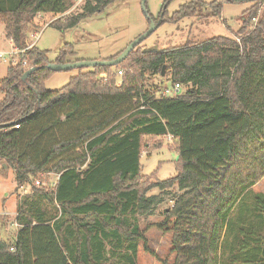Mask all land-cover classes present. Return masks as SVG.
I'll return each mask as SVG.
<instances>
[{"label":"trees","instance_id":"obj_1","mask_svg":"<svg viewBox=\"0 0 264 264\" xmlns=\"http://www.w3.org/2000/svg\"><path fill=\"white\" fill-rule=\"evenodd\" d=\"M70 1L0 0V26L24 51L0 80V162L15 171L16 192L32 188L19 198L14 241L0 240V264H137L147 240L140 217L162 203L147 194L175 187L180 194L159 225L171 227L174 264H264V194L253 190L264 178V15L251 25L258 11L249 9L235 37L155 52L143 42L121 64L81 69L48 91L56 74L48 64L81 60L72 43L54 61L36 45L26 50L27 26L37 34V17L62 16ZM117 1L85 0L82 13L50 26L66 32ZM171 3L157 22L146 3L159 27L221 17L224 4H239L191 0L168 17ZM151 76L180 84L182 93L163 95L169 86L147 83ZM170 135L177 176L143 188L144 139ZM52 174L54 185H36Z\"/></svg>","mask_w":264,"mask_h":264},{"label":"rangeland","instance_id":"obj_2","mask_svg":"<svg viewBox=\"0 0 264 264\" xmlns=\"http://www.w3.org/2000/svg\"><path fill=\"white\" fill-rule=\"evenodd\" d=\"M191 0H172L167 10L168 17L172 16L180 8ZM211 3L216 0H204ZM218 1V0H217ZM165 0H148L147 7L152 18L157 22L161 16ZM85 0H71L70 9L62 16L51 14L40 15L35 20L34 25L42 27L34 35L35 30L32 24L27 26L28 41L35 42L41 50L49 51V58L54 61L59 50L66 43L75 46L76 58L74 60L95 61L108 60L146 32L149 28L151 17L146 16L142 8V0H118L103 13L81 21L78 27L60 32L51 27L52 22L67 19L82 13ZM256 8L258 11L257 21H252L251 25L258 22L264 15V3H226L221 17L186 18L177 24L166 23L160 26L141 45V48L159 51L175 48L185 44L188 40H207L212 37H235L243 27L245 13L249 9ZM37 23V24H36ZM0 52H14L11 40L6 38L4 26H0ZM20 55H16V62ZM8 58V56L6 57ZM10 61V60H9ZM0 59V80H3L8 73L11 61ZM81 70V69H80ZM79 69L56 73L46 83L48 91H57L64 88L71 78L80 74ZM88 70H84L87 72ZM116 70H112L115 74ZM106 75V78L101 77ZM100 79L109 78L108 73L99 75ZM147 83L160 84L162 87L172 85L163 81L160 77H147ZM121 81L118 82L120 85ZM0 94V102L3 100ZM142 148L141 164L143 168V188L148 189L158 181H165L177 176L176 162L178 160L177 142L170 141L167 137H146ZM59 176L52 174L49 177L40 175L38 179L45 186H52ZM16 173L9 168L6 163L0 162V240L13 242L21 228L16 222L18 215L19 198L25 194H30L32 188L26 186L16 192ZM256 193L264 194V178L253 188ZM180 194L178 188L160 190L151 189L148 196H159L162 203L156 205L152 210L140 217V226L146 237L139 244L137 264H174L176 254L173 251V233L169 229L161 228L159 225L166 220L165 211L171 209L173 200Z\"/></svg>","mask_w":264,"mask_h":264},{"label":"water","instance_id":"obj_3","mask_svg":"<svg viewBox=\"0 0 264 264\" xmlns=\"http://www.w3.org/2000/svg\"><path fill=\"white\" fill-rule=\"evenodd\" d=\"M235 1L238 3H251V2H256L257 0H235ZM146 3H147V0H142V8L146 16L150 18L149 13L146 8ZM159 25H160V21L158 23H155V21L151 19L150 27L148 28V30L144 32L142 35H140L133 42H131L127 46V48L115 59L95 60V61H78V62L66 63V64L51 63V64H48L46 67L55 73L71 71L74 69L80 70V69L96 68L99 66L115 67L121 64L124 60H126V58L130 55V53L133 50H135L137 46L141 45L147 38H149L159 28ZM146 51L155 52L159 50H157L156 48H153V49H147ZM36 70L37 68H32L31 70L27 71L22 77V82L25 83L26 80L29 78V76Z\"/></svg>","mask_w":264,"mask_h":264},{"label":"built area","instance_id":"obj_4","mask_svg":"<svg viewBox=\"0 0 264 264\" xmlns=\"http://www.w3.org/2000/svg\"><path fill=\"white\" fill-rule=\"evenodd\" d=\"M253 21L256 22L257 21V18H255ZM31 38H35L36 41L38 39V37H36V34L32 35ZM35 45H36L35 42L28 41L27 42V48H26V50H29V49L33 48ZM22 53H24V51H18V50H15V49H14V52H11V53L0 52V59L6 60V61H9L10 60L11 63L12 62L14 63V62H16V59H15L16 58V55L18 56V55H21ZM7 56H8V58H6ZM118 75L119 76L123 75V72L122 71H119L118 72ZM101 77L106 78V75L104 74ZM181 93H182V86L180 84H175V85H172L171 87H167L163 91V95L169 96V97H177ZM15 128H19V125H16ZM167 138L170 141H173V137L171 135L168 136ZM58 179H59V177L57 178V180ZM36 185L41 186V185H45V184L42 181L37 180L36 181Z\"/></svg>","mask_w":264,"mask_h":264}]
</instances>
